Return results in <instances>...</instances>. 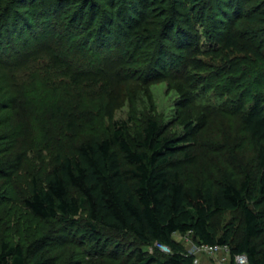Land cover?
Returning <instances> with one entry per match:
<instances>
[{"label": "rangeland", "instance_id": "obj_1", "mask_svg": "<svg viewBox=\"0 0 264 264\" xmlns=\"http://www.w3.org/2000/svg\"><path fill=\"white\" fill-rule=\"evenodd\" d=\"M92 1L96 3L93 20L97 22L105 9L113 26L124 23L131 10L121 9L127 0ZM142 4L141 10L130 13L135 22H141L140 32L150 36L145 28L154 33L159 27L162 30L158 20L169 13L161 7L170 3L147 0ZM175 4L193 30L191 49L166 40L159 32L157 38L147 37V50L152 52L162 45L177 54L173 60L167 57L162 65L164 75L147 81L134 76L116 81L113 95L101 97L98 92L85 105L94 114L102 112L99 125L108 134L114 122L128 120L134 137L142 132L149 117L157 118L166 134L184 140L175 155V165L187 183H217L225 174L243 177L257 161L254 141L237 107L245 104L248 108L258 97L264 100V23L259 19L264 0H175ZM5 5L11 13L4 18L13 19L19 13L27 21L25 25L33 26H25L22 34L11 28L9 35L14 34L13 43L21 51L25 44L34 46L41 38L37 35L40 22L47 16L60 34L71 33L69 18L77 27L84 22L80 18L83 14L86 18L90 15L87 0H5ZM114 31L113 27L112 34ZM167 33H172L171 29ZM230 35L239 45L228 49L224 38ZM2 44L8 48L6 40ZM2 49L0 46V52ZM22 70L16 73L24 76ZM9 74L0 65V247L5 241L22 245L28 264H132L139 250L165 260L168 247L143 245L130 233L102 226L93 231L84 211L75 217L44 219L25 205L34 178L44 184L56 154L73 151L82 133L67 131V116L60 117L61 113L55 111L65 102L60 90L51 92L39 80L12 86ZM70 99L78 105V100ZM213 224L220 233L234 226V238L238 239L243 216L240 210L225 211L214 218ZM174 237L185 251L195 255V264H233L229 251L211 254L201 248L192 233L177 232ZM258 241L264 242V235Z\"/></svg>", "mask_w": 264, "mask_h": 264}, {"label": "trees", "instance_id": "obj_2", "mask_svg": "<svg viewBox=\"0 0 264 264\" xmlns=\"http://www.w3.org/2000/svg\"><path fill=\"white\" fill-rule=\"evenodd\" d=\"M144 1L147 0L124 1L121 9L127 11L131 7L126 13L128 17L124 14L126 21L113 26V21L105 16V9L102 17L94 21L92 12L96 3L87 0L90 15L86 18L82 12L80 18L84 22L77 27L75 20L69 18L67 27L71 33L57 34L59 28L47 16L40 22L37 35L41 38L34 46L25 44L21 51L13 43L14 34L9 35L11 28L16 27L15 31L22 34L25 26L30 29L33 26L25 25L27 21L17 12L13 19L4 18L11 11L5 0H0V46L3 48L0 65L10 72L7 78L10 85L39 80L51 92L60 90L64 95L61 100L65 102L55 111L61 113L60 117L67 116L64 117L67 131L82 133L73 151L56 154L44 184L40 185L34 178L33 191L24 199L25 205L44 219L75 217L84 211L93 231L102 226L130 233L143 245L158 243L170 249L165 260L139 250L132 264H195V255L185 251L175 239L177 232L192 233L199 244L228 245L233 264H237L236 255L242 253L248 257L247 264H264V242L258 241L264 235L262 98H256L248 108L245 104L237 107L242 112L244 128L254 141L256 167L243 177L225 174L217 183H187L182 179L175 155L184 140L166 134L157 118L149 117L142 132L134 137L129 132L128 120L114 122L108 134L99 125L102 112L94 114L85 105L98 92L101 97L113 95L116 81L133 76L147 81L164 75L162 65L165 66L167 57L173 60L177 54L162 45H157L152 52L147 50V37L157 38L159 32L166 40L175 41L189 51L193 30L175 0H166L169 6L161 7L169 13L158 20L162 30L159 27L154 33L145 28L150 36L140 32L141 22H135L131 13L141 10ZM259 19L264 23V12ZM167 29L172 33L166 34ZM3 40L9 43L8 48L2 44ZM238 45L236 37L224 38L225 48ZM20 70L25 71L24 76L16 73ZM70 98L78 100V105ZM87 129L88 134L84 133ZM234 210H240L243 216L242 235L238 239L234 238V226L220 233L213 224L218 214ZM0 264H28L22 245L3 242Z\"/></svg>", "mask_w": 264, "mask_h": 264}, {"label": "built area", "instance_id": "obj_3", "mask_svg": "<svg viewBox=\"0 0 264 264\" xmlns=\"http://www.w3.org/2000/svg\"><path fill=\"white\" fill-rule=\"evenodd\" d=\"M158 244V243H157ZM160 246H164L162 244H159ZM166 247V246H165ZM201 248L209 253H216L219 250H225L229 251V246L228 245H208V244H201ZM235 261L237 264H247L248 263V257L246 254H238L235 257Z\"/></svg>", "mask_w": 264, "mask_h": 264}]
</instances>
